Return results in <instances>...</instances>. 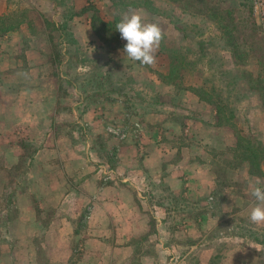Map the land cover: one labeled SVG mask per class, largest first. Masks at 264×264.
Returning a JSON list of instances; mask_svg holds the SVG:
<instances>
[{
  "label": "rangeland",
  "instance_id": "374dc122",
  "mask_svg": "<svg viewBox=\"0 0 264 264\" xmlns=\"http://www.w3.org/2000/svg\"><path fill=\"white\" fill-rule=\"evenodd\" d=\"M76 1L81 4L84 0ZM39 2L6 0L2 14L21 13L27 18L32 37L25 38L49 62L58 97L66 88L74 98L81 91L86 102L101 109L95 118L89 114L79 122L70 111L54 117L49 130L42 124L40 130H32L31 123L15 132L12 140L19 149L7 170L1 204L10 208L16 192L32 187V157L45 139L53 141L49 149L55 159L59 154L68 156L76 165L86 155L93 164L106 162L114 167L115 143L138 141L142 134L139 123L147 111L175 107L178 96L186 91L198 98L201 88L206 95L201 93L204 100H198L211 111L214 125L228 131L229 142L222 148L207 146L198 155V161L204 160L205 175L195 191L161 192L158 198L166 199L171 209L142 212L145 219L130 241L132 258L124 264H264V225L249 220L255 204L250 186L257 178L264 180V19L250 1L85 0L74 9L72 0H53L61 7L56 21L43 15L39 7L44 4ZM83 6L86 9L79 12ZM132 12H140L146 23L155 22L164 29L154 66L132 61L124 52L126 41L116 24ZM81 14L88 24L92 14L113 21L101 29L104 42L93 32V39H86L79 24L83 20L74 18ZM43 19L57 24L58 29ZM112 33L118 34V42ZM82 66L90 71L79 72ZM72 104L63 106L72 108ZM76 143L83 146H73ZM8 150L0 149V165ZM38 177L44 180L45 176ZM73 183L74 177L69 175L68 184ZM89 212L85 205L79 225H84ZM51 215L54 217L53 212ZM163 216L166 222L157 226L156 219ZM48 217L45 213L41 222ZM41 230L37 236L42 242L40 252L56 262L63 252L56 244L54 227ZM75 249L69 259L80 251L78 244Z\"/></svg>",
  "mask_w": 264,
  "mask_h": 264
},
{
  "label": "crops",
  "instance_id": "0c3cea01",
  "mask_svg": "<svg viewBox=\"0 0 264 264\" xmlns=\"http://www.w3.org/2000/svg\"><path fill=\"white\" fill-rule=\"evenodd\" d=\"M39 1L44 4L39 7L43 15L58 20L61 7L53 0ZM72 1L74 9L85 3ZM5 11L6 0H0V14ZM74 18L83 20L79 24L86 39H93L85 14ZM25 37H32L26 23L0 37V149H9L0 165V264H40V259L41 264H124L132 258L130 241L145 219L142 212L171 209L166 199L158 198L161 192L195 191V185L205 175L204 160L198 161V155L207 146L224 147L229 133L215 126L209 108L186 91L178 96L179 104L170 108L179 116L170 109L147 111L139 123L142 134L138 141L115 143L114 167L106 162L93 164L86 155L76 165L61 154L59 159L63 161H58L49 149L53 141L45 139L32 157V187L16 192L8 208L1 202L7 170L16 161L15 151L19 149L12 140L15 132L31 123L32 130H40L41 124L49 130L54 117L70 111L79 122L89 114L95 118L101 109L86 102V94L81 91L74 98L66 88L58 97L49 62ZM68 103L75 105L63 106ZM103 167L108 170L98 169ZM42 173L44 180L38 177ZM69 175L74 177L73 184H68ZM85 205L90 212L84 225H79ZM45 213L49 217L42 223ZM156 222L160 226L166 218ZM52 227L56 244L63 252L56 262L47 253L45 258L42 256V242L37 237L41 228ZM43 241L48 242L46 237ZM76 244L80 251L69 259L78 250Z\"/></svg>",
  "mask_w": 264,
  "mask_h": 264
},
{
  "label": "clouds",
  "instance_id": "9594fccd",
  "mask_svg": "<svg viewBox=\"0 0 264 264\" xmlns=\"http://www.w3.org/2000/svg\"><path fill=\"white\" fill-rule=\"evenodd\" d=\"M121 39L126 41L124 52L132 61H139L143 66H154L157 53L164 40V29L155 22H145L140 12L124 14L116 24ZM79 72L87 73L90 68L82 66ZM255 200L249 220L256 225H264V180L257 178L250 186L249 193Z\"/></svg>",
  "mask_w": 264,
  "mask_h": 264
},
{
  "label": "trees",
  "instance_id": "16d2710c",
  "mask_svg": "<svg viewBox=\"0 0 264 264\" xmlns=\"http://www.w3.org/2000/svg\"><path fill=\"white\" fill-rule=\"evenodd\" d=\"M84 9H86V8L83 6L79 10V12L83 11ZM79 12H76L75 14H77ZM27 21H28L27 18L25 16H23L21 13L18 15H14V16H8L6 14H0V37L3 36L4 34H6L7 32L18 28V26L21 23H26L28 28H29L30 24ZM43 22L45 24H50L55 29H58V27H59L57 24H54L53 22H49L45 19H43ZM112 23H113V21H104V20L98 18L95 14H92V16L90 18L89 26H90L94 36L98 40H100L101 42H104V36L101 33V29L111 25ZM110 36L112 37V39L114 41H117V42L119 41L118 34L112 33ZM259 63L262 64V62H259ZM201 93L204 96L206 95L205 92L203 90H201V88H199L197 96L200 100H204ZM206 98H209V97H206ZM237 140L239 142V137H237ZM251 157L255 158V156H251Z\"/></svg>",
  "mask_w": 264,
  "mask_h": 264
},
{
  "label": "built area",
  "instance_id": "2783aa9c",
  "mask_svg": "<svg viewBox=\"0 0 264 264\" xmlns=\"http://www.w3.org/2000/svg\"><path fill=\"white\" fill-rule=\"evenodd\" d=\"M253 9L264 19V0H249Z\"/></svg>",
  "mask_w": 264,
  "mask_h": 264
}]
</instances>
